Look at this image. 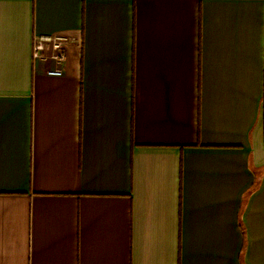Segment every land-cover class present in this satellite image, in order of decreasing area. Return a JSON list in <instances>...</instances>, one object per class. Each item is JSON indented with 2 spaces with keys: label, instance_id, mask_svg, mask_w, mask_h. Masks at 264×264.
<instances>
[{
  "label": "crops",
  "instance_id": "1",
  "mask_svg": "<svg viewBox=\"0 0 264 264\" xmlns=\"http://www.w3.org/2000/svg\"><path fill=\"white\" fill-rule=\"evenodd\" d=\"M0 264H264V0H0Z\"/></svg>",
  "mask_w": 264,
  "mask_h": 264
},
{
  "label": "built area",
  "instance_id": "2",
  "mask_svg": "<svg viewBox=\"0 0 264 264\" xmlns=\"http://www.w3.org/2000/svg\"><path fill=\"white\" fill-rule=\"evenodd\" d=\"M71 38L63 35L36 37L33 47V58L35 63L51 62L54 68L47 71L50 77H62L63 66L67 58V47Z\"/></svg>",
  "mask_w": 264,
  "mask_h": 264
}]
</instances>
